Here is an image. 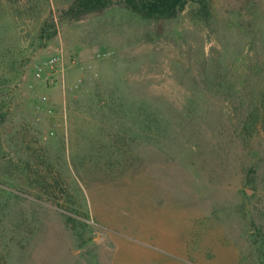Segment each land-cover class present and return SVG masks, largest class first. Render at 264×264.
Wrapping results in <instances>:
<instances>
[{
  "label": "rangeland",
  "instance_id": "obj_1",
  "mask_svg": "<svg viewBox=\"0 0 264 264\" xmlns=\"http://www.w3.org/2000/svg\"><path fill=\"white\" fill-rule=\"evenodd\" d=\"M70 1L0 0V264H264V0L114 5L38 47Z\"/></svg>",
  "mask_w": 264,
  "mask_h": 264
},
{
  "label": "trees",
  "instance_id": "obj_2",
  "mask_svg": "<svg viewBox=\"0 0 264 264\" xmlns=\"http://www.w3.org/2000/svg\"><path fill=\"white\" fill-rule=\"evenodd\" d=\"M190 3L196 4L193 14L198 18L209 16L210 0H71L58 14L50 13L41 22L33 40L38 47H44L57 33L59 23L76 21L87 14L100 13L114 5L127 8L144 19L168 20L177 17ZM4 116L5 113H0L1 123Z\"/></svg>",
  "mask_w": 264,
  "mask_h": 264
},
{
  "label": "built area",
  "instance_id": "obj_3",
  "mask_svg": "<svg viewBox=\"0 0 264 264\" xmlns=\"http://www.w3.org/2000/svg\"><path fill=\"white\" fill-rule=\"evenodd\" d=\"M62 57L60 53H55L47 58L36 62L32 68L33 78L35 80L43 82L45 85H52L57 81L63 83V68L61 67ZM69 64L75 66V61L70 59ZM81 80L78 79L77 83ZM74 84V86L77 85ZM34 85L29 84V88H33ZM41 101L47 100L45 95L40 96ZM50 134H53V131H50Z\"/></svg>",
  "mask_w": 264,
  "mask_h": 264
},
{
  "label": "crops",
  "instance_id": "obj_4",
  "mask_svg": "<svg viewBox=\"0 0 264 264\" xmlns=\"http://www.w3.org/2000/svg\"><path fill=\"white\" fill-rule=\"evenodd\" d=\"M117 245V244H116ZM113 247H115V244L113 243ZM109 257V256H108ZM109 259V258H108Z\"/></svg>",
  "mask_w": 264,
  "mask_h": 264
}]
</instances>
